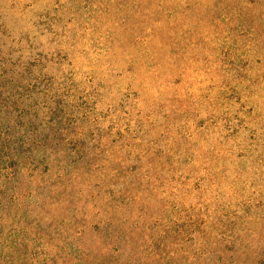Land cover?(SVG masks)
<instances>
[{
    "label": "rangeland",
    "instance_id": "rangeland-1",
    "mask_svg": "<svg viewBox=\"0 0 264 264\" xmlns=\"http://www.w3.org/2000/svg\"><path fill=\"white\" fill-rule=\"evenodd\" d=\"M257 215L264 0H0V264H242Z\"/></svg>",
    "mask_w": 264,
    "mask_h": 264
},
{
    "label": "trees",
    "instance_id": "trees-1",
    "mask_svg": "<svg viewBox=\"0 0 264 264\" xmlns=\"http://www.w3.org/2000/svg\"><path fill=\"white\" fill-rule=\"evenodd\" d=\"M254 222L261 226L260 229L254 230L252 227L243 224L239 231L242 240L235 238V233L230 236L232 243L242 241L239 249L242 252V259L244 258L242 264H264V215H257ZM133 230L126 232L124 223H121V225L115 223L113 230V256L107 255L105 259L111 261V258H113V264H164L163 258L167 251L165 248H161L163 246L162 243L154 244L148 232L145 234L139 228H134ZM200 234L199 232L198 235ZM143 239L146 240L145 242H149L151 247L141 244ZM235 254H238V251ZM181 261L179 264L190 263L185 262V259Z\"/></svg>",
    "mask_w": 264,
    "mask_h": 264
}]
</instances>
